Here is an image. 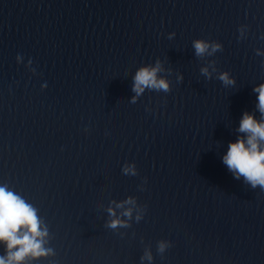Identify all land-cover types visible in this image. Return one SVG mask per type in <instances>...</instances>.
I'll use <instances>...</instances> for the list:
<instances>
[{
  "label": "water",
  "instance_id": "1",
  "mask_svg": "<svg viewBox=\"0 0 264 264\" xmlns=\"http://www.w3.org/2000/svg\"><path fill=\"white\" fill-rule=\"evenodd\" d=\"M261 82L264 0H0V183L47 233L20 264H264V189L221 160Z\"/></svg>",
  "mask_w": 264,
  "mask_h": 264
},
{
  "label": "clouds",
  "instance_id": "2",
  "mask_svg": "<svg viewBox=\"0 0 264 264\" xmlns=\"http://www.w3.org/2000/svg\"><path fill=\"white\" fill-rule=\"evenodd\" d=\"M196 54H200L208 47L203 41H194ZM158 66H142L137 69L133 77V91L141 93L145 86L167 90L168 83L157 78ZM221 80H229L227 74H221ZM257 93V109L260 118L253 113L244 111L241 114L237 128L236 139L228 142L227 151L221 160L227 166L235 179L241 176L244 182L255 188L264 189V82L253 87ZM134 99V98H133ZM119 207V205H117ZM113 210L109 209L111 213ZM127 215L128 212L126 211ZM116 220L111 222L115 226ZM36 208L28 203L20 193L14 191L7 184L0 183V245L5 248V255L0 256V264H20L27 256L37 257L45 252L41 247L46 229L41 227ZM161 249L164 247L161 244Z\"/></svg>",
  "mask_w": 264,
  "mask_h": 264
}]
</instances>
